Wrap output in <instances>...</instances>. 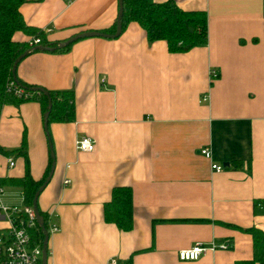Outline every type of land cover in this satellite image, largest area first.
I'll return each instance as SVG.
<instances>
[{
  "label": "crops",
  "instance_id": "0c3cea01",
  "mask_svg": "<svg viewBox=\"0 0 264 264\" xmlns=\"http://www.w3.org/2000/svg\"><path fill=\"white\" fill-rule=\"evenodd\" d=\"M173 1L205 11L204 45L169 51L131 20L114 37L33 50L15 66L25 84L72 90V120H51L47 130L38 100L0 103L4 204H23L20 186L7 180L23 173L22 133L33 179L50 157L48 142L52 149L53 170L36 198L57 226L47 232L45 264H108L110 257L117 264L127 257L130 264H234L252 256L248 228L264 230V0ZM18 9L25 23L58 42L109 29L117 0H25ZM83 134L94 140L90 151L74 147ZM204 145L209 157L199 153ZM211 161L223 168L211 169ZM115 184L131 187L125 230L102 218ZM256 199L263 203L253 206ZM224 240L230 246L196 259L176 256L195 241Z\"/></svg>",
  "mask_w": 264,
  "mask_h": 264
},
{
  "label": "trees",
  "instance_id": "16d2710c",
  "mask_svg": "<svg viewBox=\"0 0 264 264\" xmlns=\"http://www.w3.org/2000/svg\"><path fill=\"white\" fill-rule=\"evenodd\" d=\"M23 1L25 0H0V103H17L25 99H36L39 101L43 119V112L47 108L46 96L41 92L28 90L29 84L21 82L16 76L13 79L11 75L13 59L26 49H28L27 53L36 49H33V45H28L26 40L13 39L12 33L20 30L28 35L37 36L40 44L53 45L56 42L46 40L41 30L24 22L18 9ZM131 20L141 26L148 42L163 39L169 51H186L193 46L206 43V14L203 9H184L173 0H122L121 29ZM114 23L113 21L109 29L102 31L112 32ZM70 43L51 51H63ZM8 79H13L15 83L27 89L30 95L22 97L5 91L4 84ZM46 90L51 100L46 117L45 128L47 130V123L51 120H72L73 101L70 88ZM18 148L24 158L23 173L20 176L9 177L7 180L20 186L23 203L31 204L34 191L47 174L51 158H48L40 178L33 179L29 173L25 154L24 132ZM0 152L6 153L7 150L0 146ZM256 202L263 203L260 199H256L253 201V206ZM37 209L42 216L43 226L48 232V215L38 206ZM262 209L264 210V206ZM102 218L106 222L114 223L120 229L130 228L132 197L129 185L115 184L110 187L109 197L102 203ZM248 229L251 231L252 256L249 259L235 261L234 264H264V230L255 226H250ZM42 237V230L36 223L35 227L30 230V240L32 243L41 245ZM119 264H130V257L125 258Z\"/></svg>",
  "mask_w": 264,
  "mask_h": 264
},
{
  "label": "built area",
  "instance_id": "2783aa9c",
  "mask_svg": "<svg viewBox=\"0 0 264 264\" xmlns=\"http://www.w3.org/2000/svg\"><path fill=\"white\" fill-rule=\"evenodd\" d=\"M39 43V37L31 36L28 39V45ZM215 75V70H210V76ZM4 90L11 92L16 96L27 97L30 92L21 87L13 79H8L4 84ZM207 93H202L199 100H206ZM74 147L80 151H90L94 148V140L87 134H83L74 140ZM199 153L209 157L210 150L208 146L199 148ZM8 165H12L13 161L8 158ZM210 168L218 171L223 165L217 162H210ZM68 178H64L63 182H67ZM3 187L0 183V218L4 225L0 230V264H40L41 245L32 243L30 240V230L36 225L35 212L31 204L23 203L21 206L14 204L7 205L1 200ZM259 205V203H257ZM56 225H49V231L56 230ZM230 246L229 240H224L220 244L214 242L202 243L195 241L192 244L178 248L176 256L179 260H193L203 255L207 251L215 248H226ZM108 264H117L114 257L108 259Z\"/></svg>",
  "mask_w": 264,
  "mask_h": 264
},
{
  "label": "water",
  "instance_id": "95a60500",
  "mask_svg": "<svg viewBox=\"0 0 264 264\" xmlns=\"http://www.w3.org/2000/svg\"><path fill=\"white\" fill-rule=\"evenodd\" d=\"M121 14H122V0H117V13H116V17L114 20V29L112 32H104V31H100V30H93V29H87V30H82V31H78L74 34H71L70 36H68L67 38H65L64 40H60L58 42H56L53 45H48V44H36L33 45V49H41V50H53L55 48H60L65 46L66 44H68L69 42H72L73 40L77 39V38H81V37H87V36H103V37H114L116 35L119 34L120 30H121ZM28 49L20 52L14 59L13 62L11 64V75L12 78H15V66L17 64V62L27 53ZM19 85V84H18ZM28 90L31 91H37V92H41L46 96V110L43 112V126H46V117H47V113H48V109L49 106L51 104V100L50 97L48 95L47 90L39 85H34V86H29ZM49 145V154L51 157L50 160V164H49V168L47 171V174L45 176V178L43 179V181L38 185V187L36 188V190L33 193L32 196V200H31V205L33 207V210L35 212V219L36 222L39 224L41 230H42V242H41V256H40V264H45V260H46V238H47V230L44 228L43 226V220H42V216L40 215V213L38 212L37 209V205H36V198H37V194L39 193V191L43 188V186L45 185V183L48 181L51 172L53 170V153H52V149L50 148V143L48 142ZM224 164H227V162H224Z\"/></svg>",
  "mask_w": 264,
  "mask_h": 264
},
{
  "label": "rangeland",
  "instance_id": "374dc122",
  "mask_svg": "<svg viewBox=\"0 0 264 264\" xmlns=\"http://www.w3.org/2000/svg\"><path fill=\"white\" fill-rule=\"evenodd\" d=\"M13 204L16 205V206H21L22 205V202L21 201H17V202H15ZM9 205H12V204H9Z\"/></svg>",
  "mask_w": 264,
  "mask_h": 264
},
{
  "label": "bare ground",
  "instance_id": "6f19581e",
  "mask_svg": "<svg viewBox=\"0 0 264 264\" xmlns=\"http://www.w3.org/2000/svg\"><path fill=\"white\" fill-rule=\"evenodd\" d=\"M36 44H38V43H35V44H33V45H36Z\"/></svg>",
  "mask_w": 264,
  "mask_h": 264
}]
</instances>
